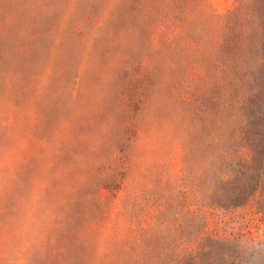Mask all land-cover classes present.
<instances>
[{"label": "rangeland", "instance_id": "obj_1", "mask_svg": "<svg viewBox=\"0 0 264 264\" xmlns=\"http://www.w3.org/2000/svg\"><path fill=\"white\" fill-rule=\"evenodd\" d=\"M0 264H264V0H0Z\"/></svg>", "mask_w": 264, "mask_h": 264}, {"label": "trees", "instance_id": "obj_2", "mask_svg": "<svg viewBox=\"0 0 264 264\" xmlns=\"http://www.w3.org/2000/svg\"><path fill=\"white\" fill-rule=\"evenodd\" d=\"M244 155V156H243ZM242 156L244 157V165H246V166H244L243 165V167H242V169L244 168V167H247L248 166V168H246L245 169V171L242 173V176H244V178H248V175H249V173L251 172V169H249V164H251L252 162H253V156H252V154H251V152L250 151H248V152H246V153H244V154H242ZM249 183H251V182H249ZM255 195L253 194V197H254ZM253 201V200H252Z\"/></svg>", "mask_w": 264, "mask_h": 264}]
</instances>
